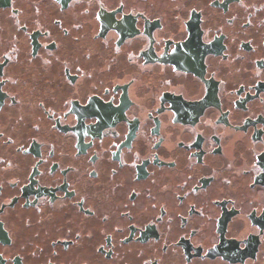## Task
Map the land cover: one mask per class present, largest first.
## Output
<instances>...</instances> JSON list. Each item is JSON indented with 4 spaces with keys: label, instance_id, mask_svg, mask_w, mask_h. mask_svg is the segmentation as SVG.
<instances>
[{
    "label": "flooded vegetation",
    "instance_id": "af4514ba",
    "mask_svg": "<svg viewBox=\"0 0 264 264\" xmlns=\"http://www.w3.org/2000/svg\"><path fill=\"white\" fill-rule=\"evenodd\" d=\"M0 264H264V0H0Z\"/></svg>",
    "mask_w": 264,
    "mask_h": 264
}]
</instances>
